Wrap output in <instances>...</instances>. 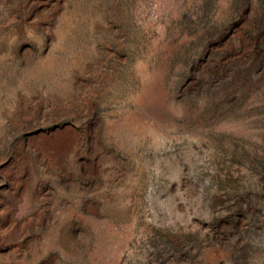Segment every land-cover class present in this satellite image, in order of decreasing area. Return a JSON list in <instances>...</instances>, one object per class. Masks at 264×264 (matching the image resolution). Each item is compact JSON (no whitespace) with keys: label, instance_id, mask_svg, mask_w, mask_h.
<instances>
[{"label":"rangeland","instance_id":"obj_1","mask_svg":"<svg viewBox=\"0 0 264 264\" xmlns=\"http://www.w3.org/2000/svg\"><path fill=\"white\" fill-rule=\"evenodd\" d=\"M0 264H264V0H0Z\"/></svg>","mask_w":264,"mask_h":264}]
</instances>
